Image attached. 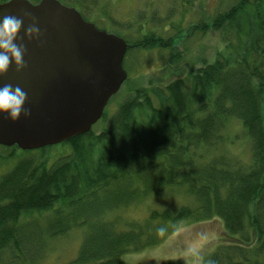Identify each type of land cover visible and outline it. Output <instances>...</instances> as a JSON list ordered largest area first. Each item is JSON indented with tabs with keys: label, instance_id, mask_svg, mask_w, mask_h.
Segmentation results:
<instances>
[{
	"label": "trees",
	"instance_id": "trees-1",
	"mask_svg": "<svg viewBox=\"0 0 264 264\" xmlns=\"http://www.w3.org/2000/svg\"><path fill=\"white\" fill-rule=\"evenodd\" d=\"M209 30L224 39L213 59L194 62L174 46ZM112 31L129 43L128 78L91 130L36 149L0 145L9 158L23 152L0 176V264H48L52 243L76 229L78 252L64 264H132L125 253L160 243L182 222L213 220L223 236L208 264H264V0L218 9L184 37ZM139 50L166 56L164 65L112 108ZM232 119L250 139L247 160L230 150ZM160 193L180 200L143 218L122 213Z\"/></svg>",
	"mask_w": 264,
	"mask_h": 264
},
{
	"label": "water",
	"instance_id": "water-1",
	"mask_svg": "<svg viewBox=\"0 0 264 264\" xmlns=\"http://www.w3.org/2000/svg\"><path fill=\"white\" fill-rule=\"evenodd\" d=\"M0 4V16L30 11L43 32L40 39H23L26 68L17 72L12 65L0 76V85L19 84L27 92L31 110L17 121L0 114V144L34 149L91 130L128 77L123 67L127 41L60 0Z\"/></svg>",
	"mask_w": 264,
	"mask_h": 264
},
{
	"label": "rangeland",
	"instance_id": "rangeland-1",
	"mask_svg": "<svg viewBox=\"0 0 264 264\" xmlns=\"http://www.w3.org/2000/svg\"><path fill=\"white\" fill-rule=\"evenodd\" d=\"M34 1V0H32ZM72 1V0H70ZM76 1V0H75ZM79 1V0H78ZM238 0H81L72 6L83 9L89 14V20L101 28L111 31L132 32L130 37L142 38L148 32L162 36H175L180 32L185 36L187 30L196 21L206 16H213L219 10H225ZM70 5V4H69ZM132 29L129 30L128 27ZM118 33V32H117ZM120 33V32H119ZM150 33V34H151ZM132 38V39H134ZM180 38V36H179ZM177 39H175L176 41ZM224 39L218 31L207 33L198 31L193 33L184 43L175 42L177 49H185L187 55L194 62L202 58L213 59L215 53L222 48ZM179 43V44H178ZM133 58L130 71L132 78L129 85L124 87L117 100L126 96L130 87L145 86L150 84L154 71L164 65L166 56H159L156 51L139 50ZM159 68V69H158ZM239 134V136H237ZM240 123L232 119L227 130L230 141L238 137L234 143L229 144L230 150L241 159L247 160L250 156L251 143L249 137ZM0 153L5 159H0V176L12 167L14 162L22 155L18 150L16 157L9 158L8 150L0 147ZM247 162V161H245ZM180 197L173 195L166 197L162 193L150 197L146 201L135 203L122 213L129 218H143L149 209L154 206L161 207L166 204L175 205ZM119 213V212H118ZM223 224L219 220L201 224L184 221L174 231L165 235V238L154 246H149L136 252L124 254V259L132 264H162L169 259H180L186 264H208L210 255L217 249L223 236ZM83 230H73L52 243V251L48 264H64L73 259L79 249Z\"/></svg>",
	"mask_w": 264,
	"mask_h": 264
},
{
	"label": "clouds",
	"instance_id": "clouds-1",
	"mask_svg": "<svg viewBox=\"0 0 264 264\" xmlns=\"http://www.w3.org/2000/svg\"><path fill=\"white\" fill-rule=\"evenodd\" d=\"M11 0H2V3H10ZM32 3V0H28ZM2 5V4H0ZM25 21H28L25 24ZM23 30L24 36L20 33ZM43 32L38 19L30 11H23L22 15L3 14L0 16V76H4L9 68L14 65L17 72L27 66L24 59L27 48L23 43L28 40L40 39ZM28 94L19 84L4 83L0 85V114L11 121H17L21 115L28 117L30 108L26 106Z\"/></svg>",
	"mask_w": 264,
	"mask_h": 264
}]
</instances>
